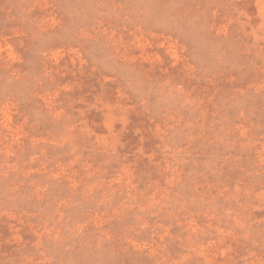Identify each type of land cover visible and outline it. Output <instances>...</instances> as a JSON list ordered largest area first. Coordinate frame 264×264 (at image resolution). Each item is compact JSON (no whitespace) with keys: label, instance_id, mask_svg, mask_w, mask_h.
<instances>
[{"label":"rangeland","instance_id":"1","mask_svg":"<svg viewBox=\"0 0 264 264\" xmlns=\"http://www.w3.org/2000/svg\"><path fill=\"white\" fill-rule=\"evenodd\" d=\"M0 264H264V0H0Z\"/></svg>","mask_w":264,"mask_h":264}]
</instances>
